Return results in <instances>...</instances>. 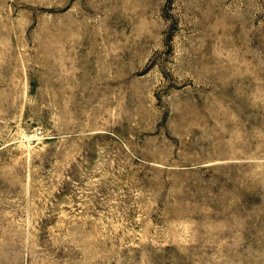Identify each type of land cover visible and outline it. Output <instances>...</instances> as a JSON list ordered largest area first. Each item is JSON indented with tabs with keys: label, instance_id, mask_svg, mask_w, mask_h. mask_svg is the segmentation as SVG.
Listing matches in <instances>:
<instances>
[{
	"label": "rangeland",
	"instance_id": "rangeland-1",
	"mask_svg": "<svg viewBox=\"0 0 264 264\" xmlns=\"http://www.w3.org/2000/svg\"><path fill=\"white\" fill-rule=\"evenodd\" d=\"M0 264H264V0H0Z\"/></svg>",
	"mask_w": 264,
	"mask_h": 264
},
{
	"label": "built area",
	"instance_id": "built-area-1",
	"mask_svg": "<svg viewBox=\"0 0 264 264\" xmlns=\"http://www.w3.org/2000/svg\"><path fill=\"white\" fill-rule=\"evenodd\" d=\"M39 132H41V131L39 130Z\"/></svg>",
	"mask_w": 264,
	"mask_h": 264
}]
</instances>
